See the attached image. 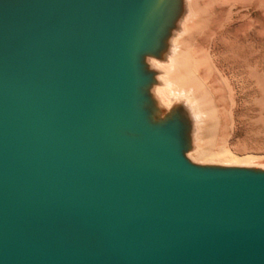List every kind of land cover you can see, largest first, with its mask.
<instances>
[{
    "label": "water",
    "instance_id": "1",
    "mask_svg": "<svg viewBox=\"0 0 264 264\" xmlns=\"http://www.w3.org/2000/svg\"><path fill=\"white\" fill-rule=\"evenodd\" d=\"M187 0H0V264H264V165L198 161L158 65Z\"/></svg>",
    "mask_w": 264,
    "mask_h": 264
},
{
    "label": "rangeland",
    "instance_id": "2",
    "mask_svg": "<svg viewBox=\"0 0 264 264\" xmlns=\"http://www.w3.org/2000/svg\"><path fill=\"white\" fill-rule=\"evenodd\" d=\"M253 1L250 8H235L230 15L228 5H222L221 10L213 4L211 19L221 20L217 35L210 44L202 35L194 36L190 58L194 63L198 60L197 47L201 45L216 67V73H211L198 63L195 71L215 105V128L210 125L213 150L218 153L224 144L231 154L219 160L249 158L251 163L264 165V6H258L260 0H256L258 4ZM194 90L190 86V93L175 96L189 97L193 103ZM202 126L204 137L207 124Z\"/></svg>",
    "mask_w": 264,
    "mask_h": 264
},
{
    "label": "bare ground",
    "instance_id": "3",
    "mask_svg": "<svg viewBox=\"0 0 264 264\" xmlns=\"http://www.w3.org/2000/svg\"><path fill=\"white\" fill-rule=\"evenodd\" d=\"M252 2L254 1L253 0L252 1L251 0H187V6L190 15L187 18V20L183 22L181 26V32L174 39L173 53L169 58L168 62L158 65V67L164 72L162 79L165 82V86L159 90L161 93L165 94L166 96H175L178 94L184 95L185 93H190V86L195 87L196 89V91L194 90L195 93L193 92L194 93L193 95H195V100L192 101L193 103L190 102V104L193 105L195 116L199 123V127H198L199 144L197 145L196 151L192 155V158L194 160L215 161V162H223V163H251L253 161V160H247L249 158L219 160L229 157L231 155L229 153L230 151L228 152V150H226L224 144L222 147L219 148L218 153L214 152L213 150L214 145L212 144L214 142L213 140L212 143L210 142H211V137L213 138L214 136L211 133H212V128L214 126V122H216L215 120L216 117L214 118L215 105L214 106L212 105L208 97L209 93L206 91L205 87L200 82L199 80L200 78L197 75L198 72L196 73L195 71V66L196 64L199 63L203 65L205 69H207L211 73L212 72L216 73V69H215L216 67L212 62V60L210 59L208 55L209 53L206 51L205 47L203 48L201 45L197 47L198 60L195 61L194 63V59L192 60V58H190V46L193 42L194 36L202 35L205 38L204 42L210 44L211 42H213V40L217 35V29L220 26L221 20L211 19V17L213 16L212 15L213 11H211L212 10L211 6L213 4H216L218 7H220V9L222 5H228L227 6L229 9L228 14L230 15L232 10L235 8H239V7L250 8L251 6L250 3ZM258 2H259L258 6L260 8L264 6V0H260ZM256 3L257 1L255 0V4ZM192 18L193 20L191 22L190 19ZM203 123L207 124V127L204 126L205 127L204 133L206 134V136L204 137H203L204 134H202Z\"/></svg>",
    "mask_w": 264,
    "mask_h": 264
}]
</instances>
